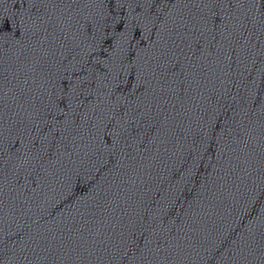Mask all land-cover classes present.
I'll return each instance as SVG.
<instances>
[{"label":"water","instance_id":"95a60500","mask_svg":"<svg viewBox=\"0 0 264 264\" xmlns=\"http://www.w3.org/2000/svg\"><path fill=\"white\" fill-rule=\"evenodd\" d=\"M0 264H264L260 0H12Z\"/></svg>","mask_w":264,"mask_h":264},{"label":"snow or ice","instance_id":"6c2138e0","mask_svg":"<svg viewBox=\"0 0 264 264\" xmlns=\"http://www.w3.org/2000/svg\"><path fill=\"white\" fill-rule=\"evenodd\" d=\"M261 2V7L264 8V0H260Z\"/></svg>","mask_w":264,"mask_h":264}]
</instances>
